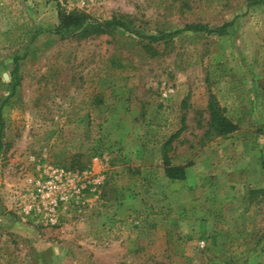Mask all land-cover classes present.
Masks as SVG:
<instances>
[{
  "label": "rangeland",
  "instance_id": "374dc122",
  "mask_svg": "<svg viewBox=\"0 0 264 264\" xmlns=\"http://www.w3.org/2000/svg\"><path fill=\"white\" fill-rule=\"evenodd\" d=\"M0 264H264V0H0Z\"/></svg>",
  "mask_w": 264,
  "mask_h": 264
},
{
  "label": "trees",
  "instance_id": "16d2710c",
  "mask_svg": "<svg viewBox=\"0 0 264 264\" xmlns=\"http://www.w3.org/2000/svg\"><path fill=\"white\" fill-rule=\"evenodd\" d=\"M60 20V27L56 29L55 32L62 34L63 37L76 35L75 31L78 29H81L79 35H87L92 32L104 33L110 29H117L119 27H129L124 22L118 20H108L102 23H88L84 26V21L80 17L75 16L74 14H62ZM225 26L226 25L222 26V28H224ZM203 28V26L194 27V29ZM153 38L157 39V37L155 36H153ZM208 109L211 119L210 130H212V132H215L217 135L226 136L236 129L235 124L228 117L225 116V114L223 113V109L220 107L219 103L214 98V96L211 97ZM169 144L170 142L167 143V145Z\"/></svg>",
  "mask_w": 264,
  "mask_h": 264
}]
</instances>
